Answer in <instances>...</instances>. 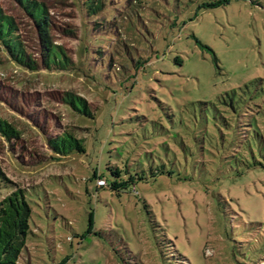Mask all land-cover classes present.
Listing matches in <instances>:
<instances>
[{"label":"rangeland","instance_id":"rangeland-1","mask_svg":"<svg viewBox=\"0 0 264 264\" xmlns=\"http://www.w3.org/2000/svg\"><path fill=\"white\" fill-rule=\"evenodd\" d=\"M34 1L67 66L47 69L33 18L0 0L34 63L0 42V117L21 133L0 164L32 207L18 264H264V0ZM63 131L86 152L53 154ZM125 163L147 178L120 195L90 179Z\"/></svg>","mask_w":264,"mask_h":264},{"label":"trees","instance_id":"trees-1","mask_svg":"<svg viewBox=\"0 0 264 264\" xmlns=\"http://www.w3.org/2000/svg\"><path fill=\"white\" fill-rule=\"evenodd\" d=\"M26 12L33 18L35 24L44 38V64L47 69L63 70L67 66V60L60 48L49 40L48 29L50 20L43 4L34 0H20ZM103 0H87L82 2L85 11L90 14H97L103 10ZM227 3L228 0H225ZM221 1L216 0L207 4L218 6ZM0 42L7 50L13 60L21 65L34 69V63L24 62L25 54L22 42L17 35V29L11 18L0 10ZM83 53L86 47H83ZM113 63V61H112ZM114 65V63H113ZM111 64V66H113ZM67 106L82 119H95L87 101L79 96L70 93L64 97ZM20 131L8 120L0 117V137L10 143L20 139ZM86 137H78L70 131H63L53 138H47L46 142L50 151L56 156L67 157L76 153H85L87 150ZM145 169L131 173L125 163L119 167L116 164L109 167V177L105 178L97 170H93L90 179L96 180L97 187H107L114 194L120 195L137 181H145L147 175ZM162 167L157 172L150 170V176L162 174ZM33 188V187H32ZM29 189L15 183L4 171L0 164V264H18L22 250L26 244V237L30 231V219L32 207L28 200ZM93 214H89V229L92 228Z\"/></svg>","mask_w":264,"mask_h":264}]
</instances>
